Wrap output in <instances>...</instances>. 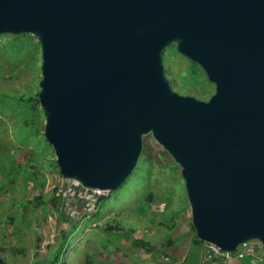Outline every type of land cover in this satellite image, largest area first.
I'll list each match as a JSON object with an SVG mask.
<instances>
[{"label": "water", "instance_id": "95a60500", "mask_svg": "<svg viewBox=\"0 0 264 264\" xmlns=\"http://www.w3.org/2000/svg\"><path fill=\"white\" fill-rule=\"evenodd\" d=\"M6 33L40 44L62 177L116 189L151 133L181 168L197 238L264 246V0H0ZM171 44L214 84L208 100L172 89Z\"/></svg>", "mask_w": 264, "mask_h": 264}, {"label": "rangeland", "instance_id": "374dc122", "mask_svg": "<svg viewBox=\"0 0 264 264\" xmlns=\"http://www.w3.org/2000/svg\"><path fill=\"white\" fill-rule=\"evenodd\" d=\"M32 35H0V163L11 157L20 166L16 175L14 168H10L9 178L0 175V257L6 263L50 260L59 231L68 227L48 200L54 185L61 187L63 177L44 136L45 116L38 100L41 47ZM164 50V72L172 89L206 100L207 95L200 92L213 93L214 84L205 73L198 67L192 69L189 59L177 50L169 46ZM183 72L185 78L180 77ZM31 172L38 178L32 179ZM39 180L44 183L41 190ZM109 192L94 215L73 214L79 226L70 234L68 255L63 251L61 261L67 258L71 263L79 252L83 262L85 253L89 254L91 264L240 263L237 259L224 263L205 259L204 244L193 240L181 168L151 133L143 136L142 152L132 172ZM39 194L42 197L37 200ZM106 223L118 228L104 232ZM94 224L99 227L93 229ZM137 238L149 241L154 250L134 245ZM249 243L251 264H264L261 242L253 239Z\"/></svg>", "mask_w": 264, "mask_h": 264}, {"label": "trees", "instance_id": "16d2710c", "mask_svg": "<svg viewBox=\"0 0 264 264\" xmlns=\"http://www.w3.org/2000/svg\"><path fill=\"white\" fill-rule=\"evenodd\" d=\"M20 34L32 35L30 33H19V34H14V35H20ZM32 36H34V35H32ZM169 47L176 51L175 44H171ZM164 51L165 50H163V52ZM189 62H190V65L193 67L192 69L195 70L198 67L200 69V71L204 74L203 69L197 63L191 61L190 59H189ZM183 73H180V77L181 78H185L186 77L185 76V72H183ZM169 82H170V85H171V82L172 81L170 79H169ZM200 93L203 94V95H207L206 100L209 99V97L212 95V93L211 92L209 93V91H207V90H203ZM9 104L12 107L13 104H14V102L9 103ZM54 164L58 167L55 159H54ZM30 166L34 167L35 164H32ZM19 167L20 166L17 165V164H15V161L11 157L8 160L1 161V163H0V175H1V178L2 177H4L5 179L9 178L8 177L9 176L8 172L10 171V168H14L16 170L15 175L18 174V171L17 170H19ZM59 173H60V171H59ZM30 175H31L32 179L38 178V176H36V173H32L31 172ZM43 185H44L43 181L39 180L37 182L38 189L41 190L42 187H43ZM59 187H60V185H58V183H57V185H54V187L50 191V194L51 195L48 197V200L50 201V204L49 205L51 206L52 209H54L56 212H58V219L60 221H67L68 227L67 228H62L59 231V236H58V239H57V242H56L54 251H53V257L50 259V264H56V263L68 264L67 258H65L64 261H61L60 260V257L62 255L63 251L65 252V254L67 253V247H66L67 240H68L70 234H72V232L75 229H77V227L79 226L78 221L75 220V218L73 216L67 214L64 211V209H61L60 208L61 207V197H60ZM108 194L107 195H103L100 198H98L94 210H91V211H88L87 210V214H89V212H91V214L94 215V213L97 212L98 209L102 206V204H103L104 200L107 198ZM40 197H42V194H39L36 199L39 200ZM106 224H110V223H106ZM93 226H94L93 229L96 228V227H99V226H97V224H94ZM191 227L194 230L193 240L197 244H200L201 243V244H204L205 245L206 242H204V241H202V240H200V239L197 238L196 233H195V229H194L192 223H191ZM103 231L104 232H107V227H104L103 228ZM133 242H134L133 243L134 245L136 244V245L141 246V247H143V248H145V249H147L149 251L150 250L151 251L154 250V247L152 246V244L149 241H145V240H143L141 238H137V239H134ZM263 248H264V246H263ZM232 253L234 254V251ZM67 255L68 254H66V256ZM85 256L87 258L84 260V262L86 264H91V260H90L91 259V256L89 254H87V253H85ZM251 259H252L251 253H246L242 257L238 258L237 260L240 261L239 264H251ZM208 261H216L217 263H222V262L224 263L225 260H224L223 257H220V258L217 257V258H214V259L208 260ZM37 264H38V262H37ZM179 264H184V261L180 262Z\"/></svg>", "mask_w": 264, "mask_h": 264}, {"label": "built area", "instance_id": "2783aa9c", "mask_svg": "<svg viewBox=\"0 0 264 264\" xmlns=\"http://www.w3.org/2000/svg\"><path fill=\"white\" fill-rule=\"evenodd\" d=\"M60 197H61V209L71 210L66 212L67 214L74 217L73 214L83 211L87 213L88 211L94 210L98 198L103 195H107L109 191L91 188L84 186L79 180L75 178H62L61 187H59ZM87 205H90L87 207ZM250 240L239 244L232 252L223 251L219 246L206 242L205 244V259L212 260L217 257H223L225 261L230 259H238L246 253H250L252 246L249 243ZM60 264V263H56Z\"/></svg>", "mask_w": 264, "mask_h": 264}, {"label": "crops", "instance_id": "0c3cea01", "mask_svg": "<svg viewBox=\"0 0 264 264\" xmlns=\"http://www.w3.org/2000/svg\"><path fill=\"white\" fill-rule=\"evenodd\" d=\"M205 246V245H204ZM67 254V253H66ZM65 254V255H66ZM68 260V259H67ZM38 262V264H50V260L46 261L45 259L43 260H38L36 261ZM68 262V261H67ZM0 264H19V263H16V262H13V263H6L5 261H3V259L0 257ZM32 264H37V263H32ZM68 264H86L85 262L82 261V258L80 257L79 255V252L76 253L75 255V259L73 262H68ZM101 264H104V263H101Z\"/></svg>", "mask_w": 264, "mask_h": 264}, {"label": "bare ground", "instance_id": "6f19581e", "mask_svg": "<svg viewBox=\"0 0 264 264\" xmlns=\"http://www.w3.org/2000/svg\"><path fill=\"white\" fill-rule=\"evenodd\" d=\"M220 258V257H219ZM153 260V259H152ZM206 261V260H205ZM135 262V261H134Z\"/></svg>", "mask_w": 264, "mask_h": 264}]
</instances>
